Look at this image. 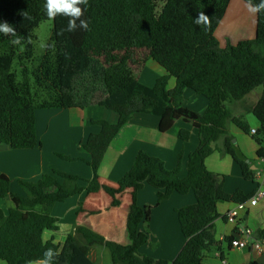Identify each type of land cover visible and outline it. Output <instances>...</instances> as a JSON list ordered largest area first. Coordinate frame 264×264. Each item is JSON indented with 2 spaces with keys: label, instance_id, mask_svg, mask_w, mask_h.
<instances>
[{
  "label": "trees",
  "instance_id": "16d2710c",
  "mask_svg": "<svg viewBox=\"0 0 264 264\" xmlns=\"http://www.w3.org/2000/svg\"><path fill=\"white\" fill-rule=\"evenodd\" d=\"M260 2L252 0L253 4ZM229 3L230 0H88L86 7L81 5V19L88 21V30L78 28L60 34L67 27L68 17L49 18L46 0H0V23L6 21L16 30L15 36L0 33V144L13 149L41 146L36 132L37 109L99 105L118 114L115 123L93 120L100 125V131L80 142L79 148L90 155L85 161L94 172L92 179L84 180L85 187L79 184L81 177L53 168L37 181L19 180L25 192L19 195L11 191L10 177L0 174V198L8 196L13 203L8 212L0 208V260L7 264H36L51 248L57 253L52 264H95L88 255L89 246H79L72 235L62 244L52 238L44 240L45 231L58 228V219L51 210L56 202L82 191L100 190L111 196L109 208L115 207L120 196L130 189L132 202L125 231L128 242L120 244L80 227L88 244L106 245L113 261L125 264H204V256L218 243L213 225L219 215L217 203L236 204L248 198L241 190L225 193L224 176L210 171L205 159L217 148L214 143L222 139L219 151L240 165L245 179L254 177L248 164L236 154L228 132L230 123L246 132L249 126L242 117L233 115L225 102L241 101L258 86H262L259 98L247 110L261 122L254 136L264 142V11L256 13L253 39L227 42L222 47L215 31ZM200 11L210 18L207 30L194 23ZM23 13L29 18L25 19ZM49 19L51 41L36 68L29 69L23 62L34 56L36 29ZM17 38L20 42L13 43ZM133 49H145L148 59L165 70L152 86L140 82L130 67L127 53ZM15 59L20 65L19 73L13 70ZM171 76L176 79L173 88L168 87ZM186 89L208 100L204 113L185 105ZM134 113L157 115L161 132L168 131L179 119L199 130L200 141L187 158L185 174L181 154L177 166L167 169L161 158L141 150L116 186L99 182L98 170L106 150ZM188 137L189 131L181 129L179 138ZM145 184L159 191V201L175 191L195 193L194 204L177 209L185 244L172 262L140 251L148 243V230L141 231L139 227L149 222L151 212V206L138 203V192ZM231 239L226 237L228 242Z\"/></svg>",
  "mask_w": 264,
  "mask_h": 264
},
{
  "label": "crops",
  "instance_id": "0c3cea01",
  "mask_svg": "<svg viewBox=\"0 0 264 264\" xmlns=\"http://www.w3.org/2000/svg\"><path fill=\"white\" fill-rule=\"evenodd\" d=\"M231 2L232 0L228 8ZM235 5L246 9V4L242 2L237 1ZM256 18L257 14L253 18L255 21L253 31L241 33L245 36L239 41L255 37ZM226 44L227 42L224 45L220 43V46L224 47ZM164 73L165 70L162 68L161 72L148 77L144 84L152 86ZM175 83V77L171 76L168 87L173 88ZM259 95L260 93L255 96L249 94L241 101L227 100L225 102L232 114L242 117L249 126L250 130L246 132L236 124L230 123L228 132L232 135L236 154L248 164L254 177L245 179L240 165L230 155L219 151L222 139L214 143L217 148L205 159V165L210 171L224 176L222 189L228 194L241 190L249 198L261 188L257 175L264 168V142H258L254 136L261 122L247 110L248 106L257 101ZM184 102L189 109L198 113H204L208 106V100L191 89L184 91ZM35 114L36 132L41 146L31 149H13L7 144H0V174L5 173L10 177L11 191L25 195L18 183L19 180L37 181L43 174L50 173L53 168L81 177L83 180L81 179L79 184L85 187L87 183L84 180L92 179L94 172L85 161L90 159V155L79 148L80 142L85 141L91 133L100 131V125L93 123V120L105 119L115 123L118 120V114L99 105L67 109L44 108L37 109ZM158 124L157 115L134 113L121 127L106 150L98 170L99 182L116 186L141 150L161 158L167 169L177 166L178 154H181L182 172L185 174L187 158L200 141L199 130L192 123L181 119L174 121L172 127L166 132L159 131ZM181 129L189 131L187 140L179 138ZM253 129L256 130L255 133H252ZM58 153L82 157L83 160L63 159ZM158 192L156 188L147 184L138 192V203L141 206H151L149 222L147 224L143 222L139 227L141 231L148 230V243L142 246L140 251L155 259L172 262L185 244L178 222L177 209L194 204L196 197L193 190L186 194L175 191L168 198L159 201ZM0 199V208L8 212L13 206L11 199L8 196ZM111 200L108 193L100 190L92 193L82 191L64 201L56 202L51 214L58 219V228L45 231L44 240L52 238L54 242L62 244L68 235H72L79 246H89L88 255L95 264H125L121 261L114 262L111 251L106 245L99 243L89 245L85 236L79 231L80 227H87L108 240L126 244L128 241L125 231L132 202L131 190H126L120 196L119 205L109 208ZM233 205L234 203L227 201L217 203L219 215L213 225L218 243L204 256L203 263L223 264L222 259H225L226 264H250L253 261L264 264V250L232 249L226 241V237L232 236L238 229V225L225 217ZM93 211L97 212L93 213ZM239 223L252 228L256 234H264V196L260 197L255 205L247 204V207L239 214ZM0 264H7V262L0 260Z\"/></svg>",
  "mask_w": 264,
  "mask_h": 264
},
{
  "label": "rangeland",
  "instance_id": "374dc122",
  "mask_svg": "<svg viewBox=\"0 0 264 264\" xmlns=\"http://www.w3.org/2000/svg\"><path fill=\"white\" fill-rule=\"evenodd\" d=\"M237 1L247 5L243 0H232L231 6L226 11L215 31V36L222 45L226 42L237 43L239 39H242L245 36L241 33L244 32V34H246L249 33V31L252 32L255 27V21L253 18L256 14L251 13L247 7L245 9L241 6L235 5ZM36 34L37 39L34 40V56L31 60H25L23 62V64L29 69L36 68L42 55L46 51L47 44L51 41L52 20L49 19L42 21L36 29ZM122 54H124V52L120 55ZM127 56L129 58L130 67L133 69L136 77L140 72L138 79L142 83H145L144 81H146L148 77H151L154 74L156 75L162 71V67L158 63L152 59H148L147 51L145 49H133L127 53ZM13 70L17 73L20 71V65L18 64L17 59L13 62ZM261 91L262 86H258L250 94L255 96L256 94L261 93Z\"/></svg>",
  "mask_w": 264,
  "mask_h": 264
},
{
  "label": "clouds",
  "instance_id": "9594fccd",
  "mask_svg": "<svg viewBox=\"0 0 264 264\" xmlns=\"http://www.w3.org/2000/svg\"><path fill=\"white\" fill-rule=\"evenodd\" d=\"M87 4L88 0H46L45 9L49 18L54 19L57 15L68 17L67 27L66 29H62L60 33L63 34L64 31L75 32L78 28L88 30V21L81 19L84 15V9L81 5L86 7ZM246 7L253 14L264 11V0H261L259 4H253L252 0H248ZM23 15L25 19L29 18L26 13H23ZM77 21H79V24H77ZM194 23L203 26L205 30L211 26L210 18L203 11L199 12L198 16L194 19ZM0 33L5 36H15L16 30L13 25L5 21L0 23ZM19 42V38L13 41V43L17 44ZM56 255L57 253L51 248L46 249L44 252V259L40 261L39 264H52L53 258Z\"/></svg>",
  "mask_w": 264,
  "mask_h": 264
},
{
  "label": "built area",
  "instance_id": "2783aa9c",
  "mask_svg": "<svg viewBox=\"0 0 264 264\" xmlns=\"http://www.w3.org/2000/svg\"><path fill=\"white\" fill-rule=\"evenodd\" d=\"M255 132L256 130L253 129L252 133ZM257 178L261 188L254 192V194L245 201L234 204L226 213L225 217L227 220L238 225L237 231L232 235V239L229 241V246L232 249L264 250V234H256L252 228L239 223V214L247 207V204L255 205L258 199L264 196V168L258 173ZM222 263L226 264V260L222 259Z\"/></svg>",
  "mask_w": 264,
  "mask_h": 264
}]
</instances>
